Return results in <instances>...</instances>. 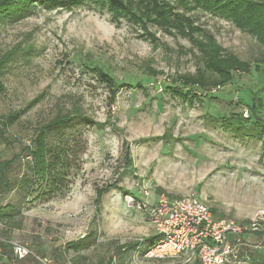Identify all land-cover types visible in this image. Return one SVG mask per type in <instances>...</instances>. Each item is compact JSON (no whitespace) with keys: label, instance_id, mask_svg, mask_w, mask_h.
<instances>
[{"label":"rangeland","instance_id":"1","mask_svg":"<svg viewBox=\"0 0 264 264\" xmlns=\"http://www.w3.org/2000/svg\"><path fill=\"white\" fill-rule=\"evenodd\" d=\"M166 1L168 22L185 18L212 38L221 57L235 55L247 69L221 86H184L176 78L195 74L204 58L185 33L116 19L106 4L91 1L75 8L35 5L23 17L0 21V58L11 54L0 75V115L25 110L9 126L8 143L0 141V159L58 116L74 118L82 147L66 195L35 193L21 229L9 232L13 241L55 260L56 246L94 230L85 264L102 257L105 264H163L144 257L141 248L156 234L126 196L153 204L160 195H194L216 217L241 223L264 216V141L234 137L216 124L245 110L244 127L264 120V47L220 16ZM98 67L116 85L108 86ZM188 90L197 96L192 103L180 99ZM262 242L258 264H264ZM73 255L58 262L71 264Z\"/></svg>","mask_w":264,"mask_h":264},{"label":"trees","instance_id":"2","mask_svg":"<svg viewBox=\"0 0 264 264\" xmlns=\"http://www.w3.org/2000/svg\"><path fill=\"white\" fill-rule=\"evenodd\" d=\"M91 1L93 4L107 5L109 11L116 19L125 17L127 19L139 20L142 27L150 24L159 27H175L178 31L185 33L199 51L203 54V67L196 70L195 74H184L178 76L184 86L190 87L195 84L202 88L222 85L230 81L234 73L247 69L246 61L239 60L235 55L220 56L217 46L210 44L212 38L203 32H199L190 22L183 17L177 16L168 22L170 12L166 0H0V21L23 17L32 12L35 5L48 8H75L81 3ZM179 5L188 9H199L203 12L220 16L231 22L236 28L249 34L264 47V0H176ZM173 17V16H171ZM150 19V20H148ZM154 20V21H153ZM197 34H201L197 38ZM10 53L0 58V75ZM101 79L109 84L116 85L112 77L103 69L98 67ZM152 75V74H151ZM113 81V82H112ZM138 86V85H137ZM186 87V88H187ZM1 89V85H0ZM180 94L182 101L193 102L196 94L187 91L186 95ZM24 109L0 115V141L8 143L7 130ZM248 116L231 114L216 124L226 129L234 137L240 139H262L264 141V120L256 117L248 127H244L243 120ZM72 116L54 117L51 121L44 123L35 130L34 137L28 144H23L19 152L13 153L11 157L0 159V256L9 251L12 253L10 242V231L21 229L24 218V206L36 193L35 198L52 197L59 194L64 197L68 189V176L75 167V159L82 151L80 141L72 131ZM61 138L58 140L57 138ZM17 141L13 138V143ZM72 143V144H71ZM264 143V142H263ZM126 167L131 165L128 146L125 147ZM105 188L96 189V199L99 200ZM94 230L81 240L65 243L62 248L56 246L51 259L46 254L37 250H31L33 255L48 258L55 262L66 260V254L72 250L74 255L68 258L71 264H85L88 256L84 254L95 242ZM155 239V238H154ZM153 240H149L144 248L146 250ZM124 247H121L123 249ZM137 252L138 246H134ZM120 250V247L116 248ZM121 251V250H120ZM139 252V251H138ZM142 253V251H141ZM13 254V253H12ZM38 262L34 256H28ZM16 259L13 255V260ZM25 259V258H24ZM19 260V259H16ZM21 260V259H20ZM57 260V261H56ZM61 264H65L59 262ZM96 264H105L104 257Z\"/></svg>","mask_w":264,"mask_h":264},{"label":"built area","instance_id":"3","mask_svg":"<svg viewBox=\"0 0 264 264\" xmlns=\"http://www.w3.org/2000/svg\"><path fill=\"white\" fill-rule=\"evenodd\" d=\"M244 115L248 116L247 110ZM125 199L154 228L156 238L143 254L147 259L175 260L179 264H246L249 254L263 246L262 239L251 241L247 237L264 236V216L241 223L216 217L194 195H160L153 204L129 195ZM85 236L82 233L79 239ZM10 247L16 259L34 256L40 264H61L33 255L23 243L11 241ZM243 254L245 259H241Z\"/></svg>","mask_w":264,"mask_h":264},{"label":"crops","instance_id":"4","mask_svg":"<svg viewBox=\"0 0 264 264\" xmlns=\"http://www.w3.org/2000/svg\"><path fill=\"white\" fill-rule=\"evenodd\" d=\"M263 235H251L248 236L247 239L253 241L255 239H262L263 240ZM261 250H255L251 252V256H249V259L246 261V264H258L259 261V254ZM244 254L241 256V259H245ZM154 262H161L163 264H179L178 261L175 260H157V259H148ZM0 264H40L39 262H36L32 258H25L21 260H13V254L9 251L8 256L6 254L0 256ZM197 264V263H196Z\"/></svg>","mask_w":264,"mask_h":264}]
</instances>
